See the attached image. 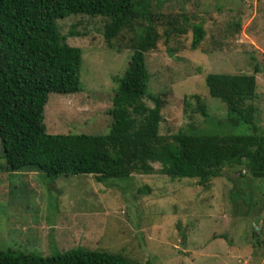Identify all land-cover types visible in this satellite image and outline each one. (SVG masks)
Here are the masks:
<instances>
[{"label":"rangeland","instance_id":"1","mask_svg":"<svg viewBox=\"0 0 264 264\" xmlns=\"http://www.w3.org/2000/svg\"><path fill=\"white\" fill-rule=\"evenodd\" d=\"M147 1V17L130 18L109 48L101 34L106 17L72 13L56 19L65 42L80 49L83 88L47 95L45 131L107 132L112 77L124 71L134 36L150 16L158 36L144 63L147 91L161 101L157 133L250 132L247 124L225 123V104L209 96L204 76L252 73L255 63L261 68L254 74V97L239 106L264 131V0ZM191 22H201L205 31L194 49L189 29L163 34L165 27ZM150 165V173L133 171L119 180L48 177L36 169H6L0 148V250L46 255L81 246L150 264H264V177L233 165L197 184L196 178L159 173L158 162Z\"/></svg>","mask_w":264,"mask_h":264},{"label":"trees","instance_id":"2","mask_svg":"<svg viewBox=\"0 0 264 264\" xmlns=\"http://www.w3.org/2000/svg\"><path fill=\"white\" fill-rule=\"evenodd\" d=\"M147 0H0V148L4 167L9 170L36 169L45 176L90 174L94 179H124L133 171L150 173V163H159V173L169 178H196L197 184L220 176L224 167L241 166L252 177H264V131L254 125L251 114L239 106L252 99V73H213L204 76L209 96L226 107L225 123L249 125L250 132L157 133L160 121L159 95L147 91L148 72L144 53L156 47L153 18L136 33L124 71L113 78L115 89L108 130L100 134L82 132L48 133L43 107L51 92H79L80 49L65 42L56 19L69 14L103 16L101 32L106 47L130 18H146ZM154 26V27H153ZM190 48L203 39L201 22H191ZM175 28V29H174ZM68 35L79 33L68 32ZM148 98V108L142 98ZM252 107L247 108V110ZM197 111L206 117L202 103ZM220 124H222L220 122ZM0 264H150L135 262L117 253L71 247L52 254L0 250Z\"/></svg>","mask_w":264,"mask_h":264},{"label":"crops","instance_id":"3","mask_svg":"<svg viewBox=\"0 0 264 264\" xmlns=\"http://www.w3.org/2000/svg\"><path fill=\"white\" fill-rule=\"evenodd\" d=\"M75 93H77V92H75ZM71 94V93H70Z\"/></svg>","mask_w":264,"mask_h":264}]
</instances>
